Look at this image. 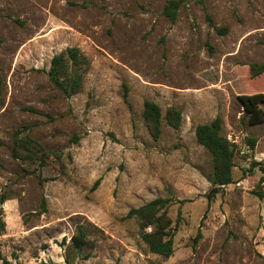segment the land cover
I'll return each instance as SVG.
<instances>
[{
    "label": "rangeland",
    "instance_id": "rangeland-1",
    "mask_svg": "<svg viewBox=\"0 0 264 264\" xmlns=\"http://www.w3.org/2000/svg\"><path fill=\"white\" fill-rule=\"evenodd\" d=\"M168 1L0 0V264H264V121L240 102L264 93V73L250 75L264 64V0H185L174 22ZM71 47L88 66L65 97L47 72ZM146 100L179 110L180 127L162 120L153 140ZM217 116L234 168L212 193L194 130ZM16 133L49 153L44 165L14 158ZM156 198L170 201L168 258L126 218Z\"/></svg>",
    "mask_w": 264,
    "mask_h": 264
},
{
    "label": "trees",
    "instance_id": "trees-1",
    "mask_svg": "<svg viewBox=\"0 0 264 264\" xmlns=\"http://www.w3.org/2000/svg\"><path fill=\"white\" fill-rule=\"evenodd\" d=\"M185 0H169L163 9V15L174 22L177 18L178 10ZM202 3V0H199ZM206 20L210 27L218 35H226L225 27L217 28L209 15ZM211 50V48H209ZM88 62L82 56L78 48L71 47L54 56L51 59L47 76L51 84L59 90L65 97L76 95L83 85V76L87 69ZM264 73V64L250 65V75L255 78ZM244 116L250 124H257L264 121V93L240 96ZM142 121L153 140H157L161 135V122L172 128L178 129L182 122L181 112L175 108H168L162 115L161 108L153 101L143 102ZM196 142L201 145L209 154L211 161V172L207 176V181L213 188L212 193H217L226 185L232 183V170L234 168V149L222 133L221 119L217 116L211 122L196 126L194 130ZM14 158H18V152L24 151L28 161L38 160L40 165H44L49 155L43 147L35 140L24 135L19 137V133L13 136ZM247 144L250 148L255 145V140L248 138ZM252 167L258 165L253 162ZM264 181V178H262ZM96 185V184H95ZM262 197L263 192H258ZM3 202V200H1ZM183 201H179L181 204ZM170 201L156 198L143 206L130 209L126 215L127 219H135L139 230L140 239L146 245L150 253L168 258L173 254L174 232L170 228L171 221L167 216V208ZM180 215V213H179ZM199 236V232L197 234ZM85 245V234L81 227L77 228V233L72 237V247L81 250Z\"/></svg>",
    "mask_w": 264,
    "mask_h": 264
}]
</instances>
